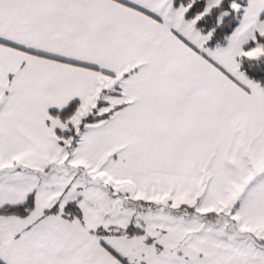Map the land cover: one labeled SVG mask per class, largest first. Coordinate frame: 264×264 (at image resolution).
Listing matches in <instances>:
<instances>
[{
  "label": "snow or ice",
  "instance_id": "1",
  "mask_svg": "<svg viewBox=\"0 0 264 264\" xmlns=\"http://www.w3.org/2000/svg\"><path fill=\"white\" fill-rule=\"evenodd\" d=\"M0 264H264V0H0Z\"/></svg>",
  "mask_w": 264,
  "mask_h": 264
}]
</instances>
